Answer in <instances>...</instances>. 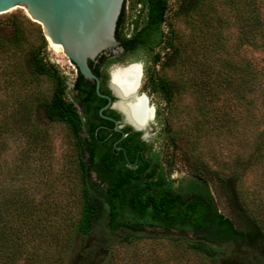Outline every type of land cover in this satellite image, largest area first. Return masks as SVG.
Listing matches in <instances>:
<instances>
[{
  "label": "rangeland",
  "instance_id": "374dc122",
  "mask_svg": "<svg viewBox=\"0 0 264 264\" xmlns=\"http://www.w3.org/2000/svg\"><path fill=\"white\" fill-rule=\"evenodd\" d=\"M250 1L206 0L189 16L170 17L180 46L178 61L160 70L176 84L170 103L147 87V70L154 67L148 53L128 54L120 63L143 64L138 94L146 93L155 109L149 141L163 151L168 171L174 177L192 172L204 175L218 211L239 229H248L249 214L259 215L264 228V39L259 40L264 28V0L259 11ZM178 2L170 0L171 10ZM136 9L134 0H127V27ZM14 13L34 22L35 28L25 31V44L41 45L44 59L67 75V97L73 99L77 68L61 49L40 36L42 25L24 7L0 13V38L13 35L10 17ZM157 50L165 53L162 47ZM19 63V53L0 39V185L4 191L16 188L17 195H27L45 220V235L29 234L33 238L24 246L22 261L17 264H29L26 257L33 255H40L39 264H57L62 257L63 264H80L85 261L81 254L95 247L107 223L103 220L90 235L72 234L80 210L79 173L68 128L51 122L37 101L52 93L49 77L39 76L31 88L35 94L32 122L41 128L39 135L28 140L11 127L23 98ZM249 70L250 76L252 72L258 76L252 90L244 89ZM8 124L10 132L5 131ZM233 174L239 178L234 180ZM146 235L131 243L114 237L109 246H96L85 264H264V245L259 241L215 243L214 255H209L188 246L187 239L195 238L193 232L155 227ZM66 236L71 237V243L63 248Z\"/></svg>",
  "mask_w": 264,
  "mask_h": 264
},
{
  "label": "trees",
  "instance_id": "16d2710c",
  "mask_svg": "<svg viewBox=\"0 0 264 264\" xmlns=\"http://www.w3.org/2000/svg\"><path fill=\"white\" fill-rule=\"evenodd\" d=\"M205 1L179 0L175 9L171 10L170 0H134L137 9L131 17V26L127 27V0H124L117 21L116 37L121 41L125 54L113 60H107L106 52L101 54L96 60H90L93 71L101 77L102 63H105L107 68L115 59H124L128 54L144 51L150 55L154 66L147 70V87L162 94L170 103L177 92L176 84L160 72L161 68L175 64L180 55L177 32L170 17L182 14L189 16ZM261 1L250 2L259 11ZM10 21L14 25L13 35L10 38L2 36L0 39L7 48L13 47L19 53V83L23 98L20 100L18 116L9 123L28 140L31 136L39 135L41 128L32 122L35 94L31 88L39 76L49 77L53 81L52 93L49 97L37 101L51 122L65 124L68 128L79 173L80 210L72 226V234L90 235L105 220L106 232L98 237L95 247L109 246L114 237L118 238L119 242L131 243L145 238L146 233L155 227L166 231L177 229L195 233V238L187 239L188 246L209 255H214L212 245L215 243L244 245L249 241H259L264 245L261 217L249 214L247 221L250 227L237 228L231 218L218 211L204 175L192 172L186 188L182 184L175 187V179L171 177L160 149L158 152H150L151 164L143 157L134 162L135 157L131 153L130 157H126L124 152L117 156L113 144L116 136L107 138L109 132L100 123L103 117L99 110L105 99L98 95L95 83L77 70V75L72 81L73 99H69L67 75L44 59L40 44H25V31L29 27L35 28L34 22L24 14L18 13L12 14ZM255 22L258 20L255 19ZM258 27H261L260 23ZM39 32L45 40L41 28ZM259 37V40L264 39V28ZM160 47L165 50L163 55L157 50ZM249 72L250 70L245 73L244 89L252 90L258 76L253 72L250 76ZM105 75L106 78L109 77L106 70ZM100 89L102 92L107 91L103 85ZM112 112L116 117L120 116L116 111ZM130 129V126L126 127V130ZM5 131H11L9 124ZM139 133L132 132L130 137ZM4 144L7 145L6 141ZM124 144L129 146L128 143ZM147 144L142 142L141 146ZM2 153L0 152V157ZM219 178L222 181L225 179L220 175ZM231 178L236 180L239 176L233 174ZM5 189L4 191L0 185V264H17L19 260L22 261L21 251L24 246L33 238L29 234L36 232V236L45 235V220L39 206L32 203L27 195L22 197L20 192L17 195L16 188ZM23 234L22 240L20 236ZM69 243L71 237L66 236L62 241L63 248ZM15 246L18 247L17 250ZM95 247L81 254L85 261H80V264L90 262V254ZM38 256L26 257V260L29 264H39L42 260ZM56 262L63 264V257Z\"/></svg>",
  "mask_w": 264,
  "mask_h": 264
},
{
  "label": "water",
  "instance_id": "95a60500",
  "mask_svg": "<svg viewBox=\"0 0 264 264\" xmlns=\"http://www.w3.org/2000/svg\"><path fill=\"white\" fill-rule=\"evenodd\" d=\"M123 3L124 0H0V13L17 6L24 7L29 16L42 25L45 37L67 55L85 78L95 83L98 95L108 99L107 104L100 109L101 115L114 120L116 129L121 130L118 120L103 112L112 105L122 112L125 122L148 136L150 121L145 127H139L128 120L126 113L118 106V102L124 97L112 85L113 71L110 86L115 99L101 91L100 78L90 65V60H96L107 50H124L116 37L117 21ZM133 63L116 66L114 70ZM140 64L143 67L141 62ZM141 95L148 99L146 93ZM136 96H139L137 88L133 93V97Z\"/></svg>",
  "mask_w": 264,
  "mask_h": 264
},
{
  "label": "flooded vegetation",
  "instance_id": "af4514ba",
  "mask_svg": "<svg viewBox=\"0 0 264 264\" xmlns=\"http://www.w3.org/2000/svg\"><path fill=\"white\" fill-rule=\"evenodd\" d=\"M106 54H107V60H113L114 58H121V56L123 54H125V51L123 50V51L115 52L114 50L110 49V50L106 51ZM122 60L123 59H115V61H112L111 63H109L107 68H105V63H102L100 66V70L102 72V76L99 77L100 78V88L103 85L107 89V91H103V93L111 96L113 99H115V95H114L112 87L110 86L111 74H112V71H114V67L122 65V64H120L122 62ZM105 70L109 73L108 78H106ZM103 98L105 99V102L100 106V109L104 105H106L108 102V99L106 97H103ZM112 111H116L117 113H119L120 116L116 117ZM103 112L106 115L111 116V117L115 118L116 120H118L119 126L121 128V130H117L115 127V121L114 120L102 116L103 120H101L100 123H101V126L105 127L106 130H108V132H109L107 138L112 139L116 136L114 138L113 144H114V150H115L117 156H119L120 152H124L126 157H130V153H131V155L135 157L134 162H137L140 159V157H143L145 160L149 161L151 164L152 160L149 158L150 152H158L159 149L150 145L151 142L149 141V136H145L144 131L136 130L133 128L132 125L125 122L122 112L119 111L114 106H112V105L108 106L107 108H105L103 110ZM110 122L112 124H110ZM127 126H130L131 129L126 130ZM135 131H138L140 133L134 137H130V134L132 132H135ZM118 133H119V136H117ZM142 142H146L148 144L144 145V147H143V146H141ZM124 143H128L129 146L126 147ZM190 175H191L190 173H185V174H180L177 177H174L171 174V177H173L175 179V181H174L175 187H178L179 185L182 184L184 186V188H186L189 184Z\"/></svg>",
  "mask_w": 264,
  "mask_h": 264
},
{
  "label": "bare ground",
  "instance_id": "6f19581e",
  "mask_svg": "<svg viewBox=\"0 0 264 264\" xmlns=\"http://www.w3.org/2000/svg\"><path fill=\"white\" fill-rule=\"evenodd\" d=\"M51 44L58 48L52 42ZM142 77L143 67L140 62H134L126 67H117L112 79V85L124 97L118 102V106L126 113L127 119L139 127H145L154 118V109L149 99L141 94L133 97L135 88L139 90Z\"/></svg>",
  "mask_w": 264,
  "mask_h": 264
}]
</instances>
